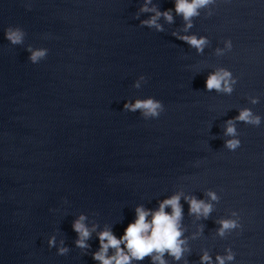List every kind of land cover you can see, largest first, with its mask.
<instances>
[{
    "label": "clouds",
    "instance_id": "1",
    "mask_svg": "<svg viewBox=\"0 0 264 264\" xmlns=\"http://www.w3.org/2000/svg\"><path fill=\"white\" fill-rule=\"evenodd\" d=\"M214 0H174V11L176 15L181 16L185 22L184 31L192 27V19L199 16L200 9L207 8L213 4ZM151 5V7H149ZM173 9L161 11L153 0H143V4L139 8V12L135 15V19H139L140 13H152L148 19L140 21L142 27L155 29L157 32H163V26L158 22L163 18L167 23L174 22ZM178 39L183 40L189 46L195 48L198 52H203L204 47L208 44L206 37H197L196 35H179L173 33ZM26 33L20 27L9 26L4 32L5 39L12 45H22L25 40ZM225 47L228 50L232 48L230 40L225 42ZM30 54L28 59L33 63H39L47 55L45 48H33L31 45L27 47ZM217 54L223 52L222 49H217ZM142 82H146L145 76L141 75L134 83V87L139 89ZM237 83L233 78L232 73L227 69H218L210 73L205 81V89L207 91H217L226 94H231L233 85ZM259 102L258 97L251 98V103ZM123 110L131 113L139 112L144 119L158 118L164 111L162 102L153 97L136 98L134 101H126L123 105ZM243 122L252 126H260L261 117L254 115L253 112L244 108L239 111V114L234 118L226 121L224 134L232 137L225 141V147L231 151L240 147L241 141L238 137V132L235 123ZM207 195L211 200H217V196L213 192H208ZM181 194H174L171 197L164 199L159 203V207L155 210L146 209L142 205L135 208V220L127 225L124 233L120 238L113 234L112 230L105 227L104 230L98 233L100 248L93 253V259L99 261L100 264H132L133 260L142 261L146 257H151L153 264H167L164 260V255L167 253L175 260H180L183 253L186 251L184 239L182 237L181 221L183 218V208L180 204ZM189 204V213L197 217L207 219L212 212V205L203 200H198L195 197H185ZM171 208V212L166 209ZM235 219H222L218 221L220 227L217 230L218 235L223 237L226 233L239 229L240 218L236 211L231 214ZM151 217V219H149ZM87 216L80 214L72 223V228L77 234L75 240L76 247L86 249L89 247L87 241L91 238V234L96 230V225L90 228L85 221ZM49 248L56 247V236H50L48 241ZM61 246L57 248L58 255H66L69 248L64 245V241H60ZM123 245V247H121ZM109 249L114 250V254L109 256ZM226 256H216V264H226L235 259V253L232 249H227ZM201 264H213L212 257L207 253L201 256Z\"/></svg>",
    "mask_w": 264,
    "mask_h": 264
}]
</instances>
